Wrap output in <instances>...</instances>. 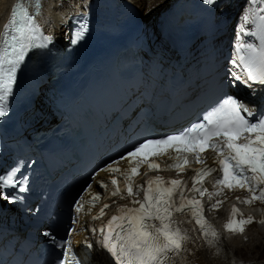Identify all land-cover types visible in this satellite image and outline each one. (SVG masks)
Wrapping results in <instances>:
<instances>
[{"label": "snow or ice", "instance_id": "obj_1", "mask_svg": "<svg viewBox=\"0 0 264 264\" xmlns=\"http://www.w3.org/2000/svg\"><path fill=\"white\" fill-rule=\"evenodd\" d=\"M207 5H213L216 0H203ZM252 5L241 17V25L237 32L234 46V58L229 75L230 83L235 82L248 88L252 95H256L254 85L264 86V0H249ZM34 12H30L23 2H17L12 8L3 31H0V117L7 111V101L13 92L17 71L25 60L26 55L35 48H45L51 42V37L42 33L36 22L39 14L40 0H33ZM253 25L252 30L247 26ZM87 31V24H82L75 34L72 43L82 39ZM242 37L255 38L258 42L249 43ZM207 150L214 152L213 164L209 166L202 158ZM175 153V157H171ZM168 154L174 159L169 168L177 169V175L183 170L182 164L199 163V168L187 179H164L160 175L149 177L142 184L132 186V179L139 174L141 164H147L149 170H159L160 165L155 159ZM121 161L128 164L126 169L118 165ZM99 171L110 174V181L92 179L100 188L106 189L107 183L114 186L111 196L119 194L120 199L139 196L142 199H131L129 207L120 205L116 214L111 216L99 229L90 227L95 237L96 246L108 258V264H190L187 257L192 254L189 245L215 249L214 254L221 251V237L214 226L209 224L203 216L204 207L200 200L193 197L186 198V192L198 193L203 197L205 193L210 201L209 210L216 209L223 202L213 197L223 195V189L245 188L250 194L236 199L245 204L255 201L264 203V105L256 111L248 108L243 102L232 95L220 99L210 110H206L202 117L190 126L177 133L165 134L158 138H142L133 144L129 150L121 154L118 159L108 163ZM211 176L213 186H220L215 192L204 188V178ZM126 180V194L117 187L118 179ZM192 181L191 188L188 180ZM27 178L16 179V171L0 174V200L12 203L17 197L9 199L4 195L8 188L18 189L20 193L26 191ZM90 196H81L76 201V213L85 211V205L94 206L100 199L101 193L93 191L90 183L84 190ZM115 203V201H113ZM111 205L104 204L99 212L92 216L97 220L105 214V209ZM91 211V207L88 208ZM87 214V213H85ZM73 218V224L77 223ZM253 223V217H243L233 205L227 223V231L243 233L244 225ZM259 223H264L261 219ZM74 231V230H73ZM99 232L100 235L96 236ZM69 236L72 235L70 231ZM55 242V238H53ZM86 246L93 248L87 241ZM62 256L57 264H82L74 253L70 240L58 244Z\"/></svg>", "mask_w": 264, "mask_h": 264}, {"label": "bare ground", "instance_id": "obj_2", "mask_svg": "<svg viewBox=\"0 0 264 264\" xmlns=\"http://www.w3.org/2000/svg\"><path fill=\"white\" fill-rule=\"evenodd\" d=\"M13 0H0V29L3 23H6L7 16L11 10V3ZM44 4L41 15L40 24H43L45 32L54 35L56 38H63L67 31V16L69 13L80 10L85 0H43ZM141 11V15L144 20L146 33L152 35L151 39L155 44L162 45L159 38V32L155 27L160 19H167L169 12V5L171 1H177L178 4H182L187 0H133ZM224 3L221 7L226 6L230 11L225 18L220 19L222 22L230 18V14H235L236 19L231 23V28L234 30L227 37L228 40L237 39V22L241 19L242 15L250 5L249 0H222ZM229 3V6L227 3ZM217 4V1H216ZM264 6V4H259ZM156 18L155 23L152 20ZM153 21V22H152ZM254 27L253 25H248ZM54 30H53V28ZM207 158L210 159L211 155L207 154ZM165 164L169 165L172 160L170 158L164 159ZM121 169L125 166V162L120 163ZM99 176L107 177V173H101ZM145 178L139 176L132 184L134 187L138 184H142ZM93 190H96V182H93ZM121 193H124L122 191ZM242 195L241 191H234L227 193L226 195L215 196L214 200H222L218 209L209 211L210 219L215 223L216 229L221 237L222 252L219 255L214 254V250H210L205 246L201 247L200 242L196 241L194 247L190 244L192 254L189 261L191 264H264V223H259L261 219H264V206L258 209L253 204L243 206L236 197ZM85 197L88 193H84ZM115 201V203H113ZM97 208H101L104 204H110L108 209H105L106 213H109L122 204H129L130 198L120 199L119 194L116 197L108 196L104 200L98 201ZM238 203L243 217H253V223L245 226L243 233H233L223 229L224 219L228 217V211L231 209V203ZM206 205L210 206V201L207 199ZM91 214L81 219L82 222L89 224ZM89 238L95 240L93 234H89ZM84 239V236L78 235L75 238L77 243H80ZM93 258L97 261V264H108L107 257L101 252V250L95 246L93 250Z\"/></svg>", "mask_w": 264, "mask_h": 264}, {"label": "water", "instance_id": "obj_3", "mask_svg": "<svg viewBox=\"0 0 264 264\" xmlns=\"http://www.w3.org/2000/svg\"><path fill=\"white\" fill-rule=\"evenodd\" d=\"M87 184V181H84L76 190V192L74 193L72 200H74L77 195L82 191V189L84 188V186Z\"/></svg>", "mask_w": 264, "mask_h": 264}, {"label": "rangeland", "instance_id": "obj_4", "mask_svg": "<svg viewBox=\"0 0 264 264\" xmlns=\"http://www.w3.org/2000/svg\"><path fill=\"white\" fill-rule=\"evenodd\" d=\"M133 2H134V1H133ZM134 3H135V2H134ZM152 20L154 21V22H153V21H152V22L155 23L156 18H153ZM52 28H53V27H52ZM53 30H54V28H53Z\"/></svg>", "mask_w": 264, "mask_h": 264}]
</instances>
